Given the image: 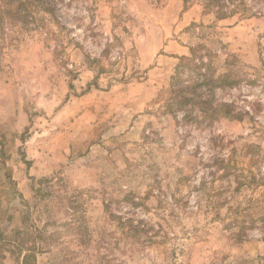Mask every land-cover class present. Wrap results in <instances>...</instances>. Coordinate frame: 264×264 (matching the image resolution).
Segmentation results:
<instances>
[{
	"label": "rangeland",
	"instance_id": "374dc122",
	"mask_svg": "<svg viewBox=\"0 0 264 264\" xmlns=\"http://www.w3.org/2000/svg\"><path fill=\"white\" fill-rule=\"evenodd\" d=\"M46 1L0 0V264H264V0ZM197 44L238 85L175 119Z\"/></svg>",
	"mask_w": 264,
	"mask_h": 264
},
{
	"label": "trees",
	"instance_id": "16d2710c",
	"mask_svg": "<svg viewBox=\"0 0 264 264\" xmlns=\"http://www.w3.org/2000/svg\"><path fill=\"white\" fill-rule=\"evenodd\" d=\"M47 4L46 0H39ZM186 1V0H185ZM204 6V14L214 12L217 21L226 20L235 16L239 7H246L247 0H202ZM24 3L19 5L17 12ZM49 6V5H48ZM216 9V10H215ZM215 10V11H214ZM220 43L212 41V44ZM218 53L221 51L209 48L205 44H197L190 47V56L180 58V63L175 70L170 84V98L166 102V113L176 119L177 113L185 111L186 117L193 113L196 105L201 106L204 103L203 93H215L217 89L233 87L238 85V81L231 78L229 74L215 77L214 61L219 58ZM197 101L199 103H197ZM227 109L225 115L236 120H242V113H234L233 107L228 104L223 105ZM216 110V109H214ZM24 248V247H23ZM24 250V249H23ZM21 264H31V260H35L34 247L25 250ZM23 252V251H22ZM33 252V253H32Z\"/></svg>",
	"mask_w": 264,
	"mask_h": 264
}]
</instances>
